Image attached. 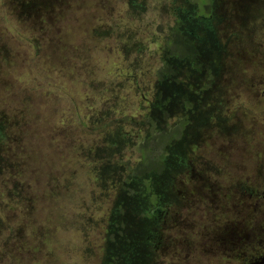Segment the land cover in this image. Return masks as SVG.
<instances>
[{"label": "rangeland", "instance_id": "1", "mask_svg": "<svg viewBox=\"0 0 264 264\" xmlns=\"http://www.w3.org/2000/svg\"><path fill=\"white\" fill-rule=\"evenodd\" d=\"M242 1H210L204 11L200 2L207 5V0H140L142 11L129 0H52L45 9L26 11V0H0V126L12 131L21 122L0 149V264H103L115 199L142 161L141 143L153 135L148 115L165 65L171 72L160 85L168 90L169 105L181 109L167 120L162 117L161 128L182 126L186 114L181 102L194 109L187 126L197 146L189 162L206 180L177 179L176 191L186 199L177 208L178 199L171 197L175 204L166 210V229L159 232L164 247L155 251L153 264H249L245 258L258 256L251 247L260 248L256 243L264 240L249 231L252 224L240 221L244 229L238 219L231 221L235 217L221 209L225 197L217 201L215 192L204 193L210 186L224 189L222 196L237 195L236 185L264 189V18H258L264 17V0L253 4L263 9L261 14L251 13L250 24L240 19L238 24L246 25L239 29L231 19L237 14L234 8L248 7ZM182 30H190L189 36L183 37ZM249 30L251 39L246 38ZM172 37H177L175 45L186 41L194 49L191 58L166 59ZM106 83L113 92L93 95ZM105 109L111 110L112 125L100 129L104 150L112 152L121 143L112 132L117 127L130 140L116 157L120 162L96 159L86 174L88 166L72 160L67 149L60 151V136L69 126L77 133L73 141L90 132L77 128V120ZM28 125L30 147L23 138ZM186 147H174L173 171ZM46 173L75 175L68 182L73 207L64 199L52 211L47 193L53 188L37 178ZM170 178L171 171L155 180L164 197L169 196ZM196 186L202 195L188 193ZM137 191L139 196L143 192ZM127 218L126 228L137 220L136 215ZM232 228L239 232L238 241L234 247L221 245L218 233ZM149 232L143 228L141 236L129 234L107 246L111 254L124 257L123 264H150L154 244L143 240Z\"/></svg>", "mask_w": 264, "mask_h": 264}, {"label": "trees", "instance_id": "2", "mask_svg": "<svg viewBox=\"0 0 264 264\" xmlns=\"http://www.w3.org/2000/svg\"><path fill=\"white\" fill-rule=\"evenodd\" d=\"M26 1L28 4V0ZM50 1L52 0H34L30 4H28L29 8L26 9V11H35L39 10L40 8L45 9L49 6L48 2L50 3ZM210 1L211 3H213V0H207V5L203 2H200V6H203L204 11L206 10V7L209 5ZM246 1L248 3V7H246L245 10L242 9L244 8V6L234 8L237 14L234 17L232 15L233 18L231 19V22L237 25L239 29H242V27L246 25L245 22L247 20L250 24V20L248 18H251L252 15L258 12V10L255 9V5H252L256 1ZM130 3L139 7V9H141L142 11L145 9L140 0H129V4ZM192 9L193 7L191 8L190 13H188V15L190 16L192 14ZM262 11L263 9L260 10V13ZM258 18L263 19L264 17L260 16ZM240 19H242V21L243 19L245 20V22H243L244 25L238 24ZM206 22H212V19ZM219 22H221V20H219ZM189 32L190 30H182L181 34L183 37H188ZM252 34V30H249L246 38L251 39L253 37ZM176 39L177 37H172L171 41H169V43L171 44L168 47L167 51H169V54L167 55L166 59L169 60L172 59V57L173 59L177 57L178 61H182L184 59L191 58V52L194 51V49L192 47H189L186 44V41L181 45H175ZM165 62L166 60L164 61V64ZM170 72V67L165 65V67L160 70L159 79L157 80L156 85H154V87L156 88L155 96L148 115V125H150V130L152 131L151 134L153 135H151L147 138V140L141 143L142 161L137 166V170L134 172V175H132L131 177L129 176V179L124 181V191H122V193L119 195V198L116 197L117 199H115V206L111 210L110 219L107 223L106 238L104 241L103 255L101 258L103 260V264H123L124 257L120 254H111L110 249L107 245L112 243H116L115 245H117L118 239L120 237L125 238V236L129 234H131L132 236H141V231L143 228L150 231L149 233L144 235L143 240L154 244V246L149 250L148 253L151 260L150 264H153V262L157 258V256L155 255V251L158 250L157 248L162 250V248L164 247V240L160 238L161 236L159 235V232H161L163 229H166V227L164 228V219L166 218V210L169 208V206L171 207L172 205L171 197H176L182 202L186 199L185 194L182 193L181 195H179L176 191V187L179 185L176 183V181L178 178L186 179L187 181H189L190 179H194L193 174L190 173L192 170V166H190L189 155L193 154L197 145L194 142V135L191 136L190 134V127L187 126L190 122L192 123L190 119L194 117L192 114V111L194 112V109L188 104L181 102V105H183L182 108L184 109V113L186 114L185 120L182 121V126L169 128L168 131H165L163 127L161 128L163 124V118H166L167 120L172 116L174 111L177 112L179 109H181L180 107L175 110L171 105H169V100H166V98L168 97L165 94L168 92V90L166 87L160 85L162 81L166 79L165 75L169 74ZM210 79H214V77L211 75ZM135 84L137 85V83ZM121 86L122 89L125 88V85ZM87 89L88 87L86 88V90ZM108 90L111 92L114 91L113 88L108 87V83L101 84L100 88L96 89V93H93V95L96 96L98 94H107ZM200 90L201 87L199 89H196L195 93H199ZM110 117V109H105V111L102 110V112L91 110L88 113V116L79 118L77 120L78 124H76L77 128L80 129L90 128V132H84L82 136H79L76 140L74 139V141L73 133H77L75 132V129H72L70 126L66 130V132L61 134L60 137L62 139V142L60 143V151L65 152L67 149L71 152L69 156L74 157L72 158V160L75 159L78 162H81L84 167L88 166V168H82L80 172H82V170L84 169L86 174L88 173V170L91 173L93 163L96 159H98L100 162H104L108 157H112L114 161L120 162V160H116V157L118 156V153L123 150V147L128 145L130 138L128 137L127 133L123 132L122 127L115 128L114 126L116 125L113 124V128H115V130L113 129L112 131L111 129V131L114 133H118V136L120 139H122V141L118 146H116L115 150L111 149L112 152L104 150L100 129L103 124H107L109 126L112 125V123H110ZM20 124L21 122H19L18 120L16 127L12 131L8 130V127H6L5 124L0 126V149L2 151L4 150V148H2V146H4V141L9 143L13 139L12 132L14 130H18ZM28 127L29 125L26 126L27 132H24L23 138L26 141V145L30 147L32 144V134L27 129ZM158 129L160 131L157 135L156 131ZM55 134V131L52 130V137L50 139L52 143H54L53 137H55ZM92 135L98 137L97 142H92V140H90V136ZM176 144H183L184 147L187 146V149L184 155H179L180 159L177 163L178 171H173L170 160L172 159L171 154L173 153V149ZM46 147L44 149H46ZM49 148L52 149L53 146L49 145ZM53 153H55L53 156L54 160L58 156V154L56 151H53ZM42 163H47V157H43ZM121 166L122 164L119 166L120 169L122 168ZM124 166L126 167V165ZM169 171H171L170 185L165 189V191H169V196L164 197L160 192L162 191V189L158 186L155 180L157 178L159 179L160 177H165L166 173H168ZM73 176L75 175L67 174L65 175V178H62V174L59 176L58 174L50 175L46 173V175L37 177L39 180L41 178L44 183L48 184L51 189L53 188L52 191H48L47 193L52 211L57 210L58 207H60L62 204H65L64 199L66 202L68 201L67 203L72 202V205H69L70 208L73 207V204H75L74 198L69 196L70 185L68 183L70 182L69 179ZM195 178L196 180H200L197 175H195ZM62 189L63 191H61ZM137 190L143 191L142 193L140 192V196L139 194H137L139 193ZM188 193L195 194L196 192L191 190L188 191ZM14 194L16 196L20 195L19 192H16V189H14ZM59 196L63 198H59ZM120 196L123 197L120 198ZM27 198L31 200L30 197ZM28 201L29 200H26V203H29ZM55 202L56 204H54ZM26 210L29 211L27 207ZM128 214H130L131 216L136 215L137 220L135 223L129 225V227L126 228L125 220L127 221ZM133 238L136 242H139V240H136V237ZM236 241H238V239H234V242ZM9 248L10 250H12L11 247Z\"/></svg>", "mask_w": 264, "mask_h": 264}, {"label": "flooded vegetation", "instance_id": "3", "mask_svg": "<svg viewBox=\"0 0 264 264\" xmlns=\"http://www.w3.org/2000/svg\"><path fill=\"white\" fill-rule=\"evenodd\" d=\"M251 1H257V2H255V5H256L257 3L258 4L261 3V1H263V0H251ZM213 2H214V0H213ZM242 2L246 3L247 1L243 0ZM234 5H237V3H234ZM255 9L258 10V13L256 12L257 16L260 15L261 14L260 13V7L257 8V6H255ZM225 130H226V128H222V132ZM190 166H192V164H190ZM190 173L193 174V178H195V175H197L200 178L201 184L202 183L204 184L206 177H203L202 175H200V172H197L195 174L193 171V166H192V170ZM192 180L193 179H190V182H193ZM195 180H196V178H195ZM236 186L237 187L234 188L235 189L234 192L238 193L239 195L237 194L235 196H233V193L222 196L221 193H223L224 189L219 187V188H216L213 190V188L211 186L208 189L204 190V193L206 195L207 194L206 191L215 192L217 201H219V200L222 201L223 197H225V200H224L225 203L221 207L222 211H224L226 214L233 215L235 217V218L231 217V221H233V219H238L239 222L240 221L241 222H248V223L250 222L252 225L249 227V231L253 234H257V239L262 238V242H263V240H264V211L260 212V209L264 204V192H263L264 189L262 188L261 189L262 191H259L258 189H252V187H247L244 185H242V186L236 185ZM185 187H186V185H185ZM231 189H232V187L228 189L229 193H231L233 191V190L231 191ZM192 190L196 192L195 193L196 196L197 195L200 196L203 194L201 191V188L198 190L197 186L192 188ZM178 193H179V191H178ZM195 194H192V195H195ZM179 195H181V193H179ZM209 201L212 202V199H209ZM229 202H230V206H229ZM173 204H175V203L173 202L172 205ZM239 205H243V206L240 207ZM176 206H177V208L181 207L182 201L178 199ZM211 207H213V206H211ZM238 215H243L244 218L240 219ZM241 222L238 225L242 226ZM243 228L246 229L247 227H243ZM230 230L231 231H229L228 233H226L224 230H221V232L218 233V238L216 237V239L219 240L221 245H228V246L231 245L234 247V245H235L234 239H236V234L239 232L234 231L233 228ZM247 240H248V238H247ZM240 241L242 242L243 240H240ZM256 244L260 248H257L254 245L251 248L257 249L256 255H258V256L254 257L253 260L251 258H245V261L249 262V264H264V251L263 252L260 251V249H264V242H263V244L258 243V242ZM251 260H252V262H251Z\"/></svg>", "mask_w": 264, "mask_h": 264}]
</instances>
